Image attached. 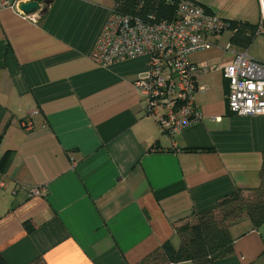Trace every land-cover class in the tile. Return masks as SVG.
<instances>
[{
	"label": "crops",
	"instance_id": "1",
	"mask_svg": "<svg viewBox=\"0 0 264 264\" xmlns=\"http://www.w3.org/2000/svg\"><path fill=\"white\" fill-rule=\"evenodd\" d=\"M194 1L259 27L246 48L230 43L229 29L210 35L211 47L190 54L192 62L222 67L246 51L264 63V0H234L230 17L228 0ZM113 6L51 0L33 12L36 22L0 7V158L12 156L0 171L7 264H138L166 241L179 245L182 219L259 185L264 115L229 111L220 70L196 78L201 119L170 135L145 113L134 84L147 74L146 54L92 59ZM229 230L231 252L201 264H264V223L243 218Z\"/></svg>",
	"mask_w": 264,
	"mask_h": 264
},
{
	"label": "built area",
	"instance_id": "2",
	"mask_svg": "<svg viewBox=\"0 0 264 264\" xmlns=\"http://www.w3.org/2000/svg\"><path fill=\"white\" fill-rule=\"evenodd\" d=\"M18 2L0 0V7L36 22L39 15L23 13L17 8ZM123 2L114 0L91 57L101 65L144 54L149 57L147 74L134 84L144 98L145 113L153 115L160 128L173 135L201 119L193 96L203 87H198L196 78L213 70H220L228 82L226 101L231 113L264 115V63L246 51L236 52L232 62L222 67L190 60V54L209 49L212 43L208 37L228 29L229 21L194 0H166L174 8L171 19H157L143 2L129 10L124 9ZM230 46L226 44L225 49ZM30 124V119L22 121L24 127Z\"/></svg>",
	"mask_w": 264,
	"mask_h": 264
},
{
	"label": "trees",
	"instance_id": "3",
	"mask_svg": "<svg viewBox=\"0 0 264 264\" xmlns=\"http://www.w3.org/2000/svg\"><path fill=\"white\" fill-rule=\"evenodd\" d=\"M143 2L145 9L152 8L157 19H171L174 8L166 0H124V9ZM258 24L229 20L232 31L230 43L246 48L258 30ZM0 133V139H1ZM12 159L11 152L0 158V171H5ZM259 185L237 189L222 197L213 209L194 214L192 221H184L176 228L180 243L170 241L147 253L138 264H176L190 261L194 264L210 262L225 257L232 250L233 238L229 228L243 218L254 226L264 223V155L258 171ZM25 228L29 229L27 222ZM0 264H7L0 252Z\"/></svg>",
	"mask_w": 264,
	"mask_h": 264
},
{
	"label": "water",
	"instance_id": "4",
	"mask_svg": "<svg viewBox=\"0 0 264 264\" xmlns=\"http://www.w3.org/2000/svg\"><path fill=\"white\" fill-rule=\"evenodd\" d=\"M50 2L51 0H43L42 3L44 6L40 7V3L36 0L19 1L17 8L25 14L33 13L37 10H39V14H43Z\"/></svg>",
	"mask_w": 264,
	"mask_h": 264
},
{
	"label": "rangeland",
	"instance_id": "5",
	"mask_svg": "<svg viewBox=\"0 0 264 264\" xmlns=\"http://www.w3.org/2000/svg\"><path fill=\"white\" fill-rule=\"evenodd\" d=\"M219 3H221L220 1H219ZM227 6V8L226 9H228L227 10V12H229V10H230V12H229V17L230 16H233V14H234V0H228V3L227 4H225V7ZM232 12V13H231ZM223 13V12H222ZM229 32H226L225 34H228ZM193 219H192V217H190V218H188V219H182V221H181V223L182 222H184V221H192Z\"/></svg>",
	"mask_w": 264,
	"mask_h": 264
}]
</instances>
